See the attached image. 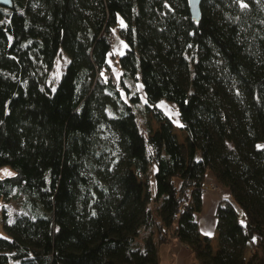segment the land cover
Listing matches in <instances>:
<instances>
[{"label": "trees", "instance_id": "16d2710c", "mask_svg": "<svg viewBox=\"0 0 264 264\" xmlns=\"http://www.w3.org/2000/svg\"><path fill=\"white\" fill-rule=\"evenodd\" d=\"M60 49L69 61L53 87ZM140 103L159 122L148 136ZM3 165L15 173L0 177V203L21 198L22 210L0 205V264H160L174 237L197 264H264V0H201L198 20L189 0L0 4ZM210 172L231 192L215 250L198 225Z\"/></svg>", "mask_w": 264, "mask_h": 264}, {"label": "rangeland", "instance_id": "374dc122", "mask_svg": "<svg viewBox=\"0 0 264 264\" xmlns=\"http://www.w3.org/2000/svg\"><path fill=\"white\" fill-rule=\"evenodd\" d=\"M123 20H120V23H122ZM114 35L115 37L111 40L112 41V52L108 57L109 64L111 66L110 72H113L116 79L119 76V69L117 66V61L116 58L122 54L125 51L126 48V42L122 38V36L119 33V30L117 28L114 29ZM69 61V55L66 51L63 49H60L58 54L55 57L54 64L52 69L50 70V73L48 75V78L46 80L47 83L51 84L53 87L56 85L58 80L60 79L65 66L67 65ZM129 84L132 88V90H138L140 92L142 102L145 101V93L143 91L142 84L137 81H129ZM123 96L127 98V95L124 91H122ZM159 106L163 109V111L168 114L174 122V131L177 133L178 139L180 141H184L185 138V131L181 130V121L179 119L178 111H177V105L171 101L163 100L159 103ZM136 110L138 113V122L139 125L142 129V132L148 136L149 131H152L156 129L159 125V122L155 119L154 115L152 112L147 111L143 104L140 103L139 105L136 106ZM155 166H151L150 171H149V186L152 191L155 190L156 188V180H155ZM15 173V169L10 166V165H3L0 166V177L6 176V175H11ZM1 206H5L7 209V212L9 213V216L12 217L14 216L17 212L22 210L21 207V198L17 199H10L9 201H2L0 203ZM0 236H8L7 232L4 230L2 226V218L0 214ZM163 245H167L166 243H162ZM217 245L213 244L214 250L216 249ZM252 252V249L250 246H248L246 250V255H249ZM193 264H197V261L194 257Z\"/></svg>", "mask_w": 264, "mask_h": 264}, {"label": "crops", "instance_id": "0c3cea01", "mask_svg": "<svg viewBox=\"0 0 264 264\" xmlns=\"http://www.w3.org/2000/svg\"><path fill=\"white\" fill-rule=\"evenodd\" d=\"M207 187L203 194V208L198 214V225L203 235H209L212 244L218 243L215 211L218 202L229 197L231 192L227 187L218 185L213 172L207 177ZM214 185L217 187L215 188ZM167 245L159 246L160 264H193L194 255L191 249L177 238H172Z\"/></svg>", "mask_w": 264, "mask_h": 264}, {"label": "water", "instance_id": "95a60500", "mask_svg": "<svg viewBox=\"0 0 264 264\" xmlns=\"http://www.w3.org/2000/svg\"><path fill=\"white\" fill-rule=\"evenodd\" d=\"M191 15L195 20L200 18V4L201 0H189ZM12 0H0V4L3 6H10Z\"/></svg>", "mask_w": 264, "mask_h": 264}, {"label": "built area", "instance_id": "2783aa9c", "mask_svg": "<svg viewBox=\"0 0 264 264\" xmlns=\"http://www.w3.org/2000/svg\"><path fill=\"white\" fill-rule=\"evenodd\" d=\"M115 37V35L114 34H112L111 35V39H113ZM107 76L110 78V80L113 82V83H117V79H116V77H115V75H114V73L113 72H109L108 74H107ZM214 187L216 188L217 186L216 185H214ZM0 222H1V220H0Z\"/></svg>", "mask_w": 264, "mask_h": 264}]
</instances>
